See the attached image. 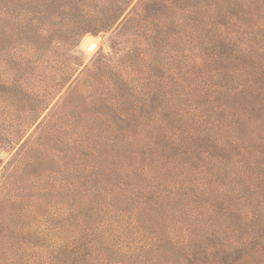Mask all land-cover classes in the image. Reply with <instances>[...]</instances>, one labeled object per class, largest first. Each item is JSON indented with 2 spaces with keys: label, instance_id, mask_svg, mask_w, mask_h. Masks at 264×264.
<instances>
[{
  "label": "trees",
  "instance_id": "obj_1",
  "mask_svg": "<svg viewBox=\"0 0 264 264\" xmlns=\"http://www.w3.org/2000/svg\"><path fill=\"white\" fill-rule=\"evenodd\" d=\"M133 1L116 0L105 18L94 25L101 30L113 28ZM156 1L159 0H139L131 9V15L123 20L127 25L119 33L138 29L144 21L146 34L154 39L152 34L163 23V14L151 15L146 6ZM161 2L171 3L176 10L190 14L181 18L191 38L189 43L195 47L190 51L194 53L192 58L184 60L189 88L181 102L154 106L150 118L119 122V135L114 133L118 137L107 138L119 143V186L101 185L89 190V200L79 202L81 206L74 208L72 222L65 226L70 227V230L64 229L65 239L58 242V247L54 248V243L45 249L44 264L88 262L93 257L90 247L100 245V240L117 237L119 246H128L137 240H143L145 246H160L167 240L183 244L189 240L199 249L218 238L217 225H225L227 232L238 234L237 239L231 237L223 256L219 255L220 264H228V260L253 264L250 260L264 253V246L259 248V243L264 242V0ZM184 3L192 6L182 8L180 5ZM10 8L6 0H0V53L7 55V51H11L8 46L22 43L29 49L20 67L4 61L10 69L30 70L34 62H40L37 56L40 47L35 38L26 35L9 38L4 21L7 13L12 14ZM60 9L66 18L79 6L64 4ZM172 19L170 16L167 22ZM66 24L77 31L75 43L86 33L82 29L85 23ZM197 34L202 39L198 44L194 39ZM31 55L38 60H30ZM67 71L65 64L59 67L56 70L59 78L42 86L41 92L32 99L26 129L35 125L77 73V70ZM21 76L7 77L9 84L18 85ZM78 92L72 88L67 98L62 100L61 96L49 110L37 126L41 139L49 134L54 116L58 118L70 110L76 129L71 147H85L81 137L86 132L80 123L90 114L88 103L96 100ZM6 95L0 98L5 100ZM77 96L85 102H75ZM20 148L17 161L30 151L24 144ZM6 185L0 189V194L3 192L1 210L13 186ZM116 191L121 197L119 209L111 201ZM207 213L224 223L207 222L204 218ZM243 217L250 222L246 228L251 232L245 238L240 234L238 221ZM166 222L169 236L160 237L158 224ZM207 249L212 251L214 247ZM200 251L201 257L209 255L203 249ZM194 256L197 254H187L185 258Z\"/></svg>",
  "mask_w": 264,
  "mask_h": 264
},
{
  "label": "rangeland",
  "instance_id": "obj_2",
  "mask_svg": "<svg viewBox=\"0 0 264 264\" xmlns=\"http://www.w3.org/2000/svg\"><path fill=\"white\" fill-rule=\"evenodd\" d=\"M138 1H133L113 28L101 30L94 24L105 18L116 0H6V6L10 5L13 10L12 14H6L4 21L9 38H24L25 35L35 38L40 47L37 54L40 62H34L30 70L8 67L4 60L20 67L21 60L27 57L29 47L22 43L8 46L11 51H7V55L0 53V95L7 94L5 100L0 98V189L4 184L13 185L3 209H0L2 264H44L45 249L54 243V248L58 247V242L65 239L64 229L70 230L65 226L72 222L74 208L81 206L79 202L89 200V190L101 185L119 186V143L108 140L118 137L114 133L119 135V122L150 118L154 106L184 99L183 94L190 84L184 60L192 58L195 47L189 43L191 38L181 18L190 14L176 10L171 3L163 4L161 0L154 4L148 2L149 14H163V23L152 34L154 39L146 34L147 23L144 21L138 29L119 33L127 25L123 20L131 15L130 11ZM64 4H78L79 9L65 18L64 11H60ZM180 6L189 8L192 5L184 3ZM170 16L172 22H167ZM68 22L85 23L82 29L86 33L76 43L77 31L68 27ZM199 36L194 37L196 44L202 40ZM86 38L97 39V48L91 53L84 48ZM29 58L38 60L32 55ZM63 64L68 67L67 72L77 70L70 83L76 81L66 91L69 83L35 125L26 129L32 99L41 92L42 86L59 78L56 70ZM16 74L22 75L20 83L11 86L7 77ZM72 88L96 100L93 104L88 103L90 114L80 123L86 132L81 137L83 148L71 147L76 129L70 110L58 114V118L54 116L49 134L44 138H40L37 128L59 98H67ZM75 102L81 104L85 101L77 96ZM22 144L30 151L17 161ZM115 193L111 201L119 209L121 197L119 191ZM0 195L3 197V192ZM205 215L209 223H224L216 216ZM238 221L240 234L245 238L251 234L246 228L250 222L244 217ZM167 225V222L158 224L160 237L169 236ZM217 230L218 238L199 249L189 240H186L189 245L167 240L160 246H145L143 240L119 246V237L100 240V245L90 247L93 257L79 264H220L219 255L223 256L231 237L237 239L238 234L227 232L225 225H217ZM261 243L263 245L259 243V248L264 246V242ZM208 246L214 249L209 251ZM201 249L209 255L201 257ZM191 253L197 256L186 259ZM250 262L264 264V253ZM228 264L247 263L228 260Z\"/></svg>",
  "mask_w": 264,
  "mask_h": 264
},
{
  "label": "bare ground",
  "instance_id": "obj_3",
  "mask_svg": "<svg viewBox=\"0 0 264 264\" xmlns=\"http://www.w3.org/2000/svg\"><path fill=\"white\" fill-rule=\"evenodd\" d=\"M98 42L94 38H86L84 40V48L88 51L87 53L93 52L97 48Z\"/></svg>",
  "mask_w": 264,
  "mask_h": 264
}]
</instances>
